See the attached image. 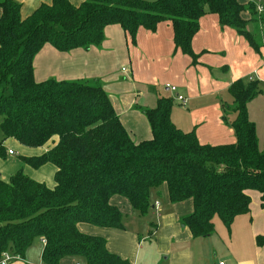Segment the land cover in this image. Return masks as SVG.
Segmentation results:
<instances>
[{"label":"trees","instance_id":"trees-1","mask_svg":"<svg viewBox=\"0 0 264 264\" xmlns=\"http://www.w3.org/2000/svg\"><path fill=\"white\" fill-rule=\"evenodd\" d=\"M259 2L247 7L239 0H88L78 7L53 0L28 19L21 18L16 0H1L0 8V131L4 140L41 148L46 154L24 159L35 169L57 168L56 187L33 181L23 172L9 182L0 180V256L5 251L21 258L36 240L45 244L44 264H60L69 257L86 264H129L108 252L102 238L82 234L78 225L123 229L113 196L126 198L141 216L152 209L151 193L167 186L171 203L192 200L194 212L182 220L193 237L209 238L218 217L229 229L234 220L250 213L248 191L261 194L264 209V147L248 105L261 93L257 82L235 81L229 88L235 118L225 124L236 142L202 145L195 132L179 130L171 120L172 101L161 98L155 109L144 110L152 139L135 144L97 80L36 83L34 58L46 45L59 52L100 46L108 26L119 25L133 45L140 28L155 32L169 22L176 50L198 64L192 41L200 20L217 15L221 28H230L259 51L247 31L244 12L258 16ZM255 15V16H254ZM257 20L264 25V17ZM256 20V19H255ZM0 143V157L6 150ZM264 247V236L256 239Z\"/></svg>","mask_w":264,"mask_h":264},{"label":"crops","instance_id":"crops-1","mask_svg":"<svg viewBox=\"0 0 264 264\" xmlns=\"http://www.w3.org/2000/svg\"><path fill=\"white\" fill-rule=\"evenodd\" d=\"M16 1L21 5L23 20L28 19L41 6H50L53 2V0ZM68 1L78 7L88 0ZM256 1L264 5V0ZM239 2L241 4L245 1L239 0ZM1 16L2 9L0 8V18ZM242 18L247 21L252 16L244 12ZM256 29L260 32L257 33ZM253 30L255 32L250 33L256 35L255 42L260 51V48L264 46V42L261 45L260 40L264 25L259 20H254ZM104 36V41L100 46H93L89 50L76 49L65 53L57 51L51 45L44 46L34 58V79L36 83L49 80L58 82L99 81L123 127L135 144L152 139L151 126L144 110L155 109L159 99L169 98L162 93H146L152 88L153 81L158 76L157 67L160 72L173 74L174 79L181 81L183 85L181 88L184 91L182 94L188 100L185 106L187 109L190 107L191 100H197L190 94L188 87L191 84L185 81V77L195 76L198 80L200 76H209L212 91L214 94L217 92V95L225 90L229 91L230 86L239 80V78L231 81L220 80L215 75L211 76L209 72L215 67L221 68L224 60L218 59V63L212 62L211 54L215 52L226 56L228 50H237L231 47V43L238 44L242 39L236 31L221 28L217 15H206L200 20V30L192 41V49L199 56L197 65H193L191 58L180 50H176L174 30L169 22L159 24L155 32L140 28L137 44L134 46H130L128 36L119 25L108 26ZM246 42L251 47L247 40ZM132 53L138 59L133 60ZM161 63H164L163 68L159 66ZM167 92L170 93L167 89L163 90V94ZM178 92L179 90H177V95H181ZM212 108L214 112L204 114V117L197 116L199 109L187 110V115L184 117L172 111L171 120L179 130L186 133L195 132L202 145L234 144L236 142L234 131L222 121L223 119L221 120L214 105ZM11 141L15 139H8L3 144L5 150L7 145L10 148L6 152L7 160L0 159V180L9 182L16 173L21 171L33 181L54 189L57 168L52 164H46L35 169L26 164L24 159L43 156L52 149L58 139L54 138L53 141L36 150L25 148L18 145L16 141L14 143ZM9 152H13V155H9ZM155 190L152 193H155ZM163 191L165 193L164 204H161L159 199L154 203L151 202L152 209L160 213L159 218H156L158 223L155 239L157 249L148 248L144 252V248H140L141 235L135 223L138 217L136 215H141L133 209L126 198L118 195L110 199V204L122 213L123 229L100 228L86 223L79 224L78 229L84 235L104 239L108 252L129 264H212L213 261L215 262L217 252L214 247L210 248L209 244L213 235L211 238L195 239L190 229L182 225V220L194 212L193 201L187 200L173 204L166 185L163 186ZM247 194L251 198L250 213L237 217L229 229L216 217L224 227L219 228L220 233H225L224 235L228 237L229 254L226 264H264V247L256 245V239L264 236V209L261 206V194L257 191H248ZM215 232L214 235H219L217 224H215ZM236 242L238 245L235 244ZM44 248V242L36 240L17 264H44L42 258ZM163 255L166 257L162 258ZM219 259L220 263L225 262ZM60 264L86 263L82 258L69 257L63 259Z\"/></svg>","mask_w":264,"mask_h":264},{"label":"rangeland","instance_id":"rangeland-1","mask_svg":"<svg viewBox=\"0 0 264 264\" xmlns=\"http://www.w3.org/2000/svg\"><path fill=\"white\" fill-rule=\"evenodd\" d=\"M148 1L154 2L157 0H148ZM244 1L245 2L241 4L247 7L249 3L252 2L253 0H244ZM259 15L261 14H258L257 17H259ZM257 17L255 16L247 20V31L251 33L254 31L253 30L254 20L255 19L257 20ZM261 17H264V16L262 15ZM256 31L257 33L260 32L257 29ZM253 36L256 38V35H253ZM241 38L242 39H240V43L238 44L233 43V42L231 43V47L237 48V50H228L229 52L226 53V56H224L223 54L219 55L218 53L213 52L211 54L212 62L218 63V59L220 60L224 59L223 66L221 68L215 67V69L213 68V71H210L209 69L208 70L211 76L215 75L219 77L220 80L225 79V81H231L232 79L239 78V80H242L245 85H248L252 81L257 82L258 87L261 90V93L258 94L249 103L248 114H249L250 121L256 126L260 149H263L264 147V46L260 48V51H256L255 49H252L251 47H249V45H247V42L244 37H241ZM260 40H261V45H262V42H264V31H262L261 33ZM136 44H137V37H136L135 45ZM130 46H134L131 43V41H130ZM132 59L133 60L138 59L134 53H132ZM159 66L163 68L164 63H161ZM156 70L159 72L157 74L158 76L153 81L152 88L148 89L146 93L153 94L154 92H157L159 94L162 93V95L169 97L168 99L172 101V105H173L172 111H174L178 116L184 117L187 115L186 114L187 110L191 109L192 111H194V110L199 109L200 111L197 116L204 117V114L214 112V109L212 108V105H214V108L216 111H218V114L220 115L221 120L223 119V117H226L227 115V120L229 123H231L233 119L235 118V114L233 113V111L230 110L225 113V107L227 108V106H229L231 108H234L233 99L229 91L225 90L224 92H221L219 95H217V92L216 94H214L212 91V85H211V81L209 80L210 79L209 76L207 77L200 76L198 80L195 76L193 78L185 77V81L188 84H191L188 87L190 94L193 97H195L196 100L198 101L197 103V101L191 100L190 107L189 109H187L186 107L179 105L180 103L177 101V93L167 92L163 94V90H165L166 85L169 84L171 87H175L177 90H179L178 93L183 95L182 93H184V91L181 88L183 86L181 81H177L176 79H174L173 74H170L167 72L164 73L163 71L160 72L158 67L156 68ZM250 77H253L252 81H250ZM215 80H217V78H215ZM187 96L189 97L188 94ZM6 141L8 140H4L2 132L0 131V143L1 142L5 143ZM15 141H11V142L14 143ZM16 142L18 145L23 146L18 141ZM6 147H7L6 148V152H7L8 151L7 149H9L10 147L8 145ZM23 147L28 148V149H33V150L38 149V148H29L26 146H23ZM13 149L15 150L14 147ZM7 157L6 158L0 157V159L3 161H6ZM19 160L21 161V159ZM152 194L153 195L151 196V202L154 203L157 199H159L161 204H164L165 193L163 191V186L155 190V193H152ZM159 214H160L159 212L153 209H150L147 216L145 215L144 217H141L139 215H136L138 217H136L137 222L135 223V226L138 228L139 233L141 235L140 236L141 237L140 248H144V252L148 248L157 249V242L155 239H156V233L158 232L157 230L158 223L156 221V218H159ZM214 222L218 226L219 235H213L212 238L210 237L211 240L209 241L210 248L214 247V249L217 252V260H215V262L213 261L212 264H219L220 263L219 258L223 259L222 261H225L224 264H226L228 254H229L228 237L224 235L225 233L223 234L220 233L219 228H224V227L220 223L219 219L216 218ZM235 244L238 245L237 242ZM164 257H166V255L162 256V258ZM17 263H19V261H15L12 264H17Z\"/></svg>","mask_w":264,"mask_h":264},{"label":"built area","instance_id":"built-area-1","mask_svg":"<svg viewBox=\"0 0 264 264\" xmlns=\"http://www.w3.org/2000/svg\"><path fill=\"white\" fill-rule=\"evenodd\" d=\"M257 11L259 14L264 15V5H262L260 1ZM250 81H252V78H250ZM166 89L172 93H177V89L175 87H171L170 85H167ZM177 101L180 103L181 106L184 107L187 106L188 104V100L181 95H177ZM9 155H13V152H9ZM19 260H21V257L19 255L13 254L10 251H5L0 256V264H12L15 261H19ZM220 264H224V263H220Z\"/></svg>","mask_w":264,"mask_h":264}]
</instances>
